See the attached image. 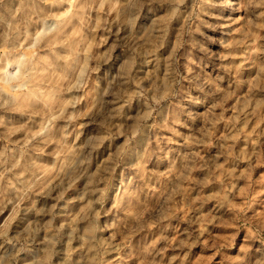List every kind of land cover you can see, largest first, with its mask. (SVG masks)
Wrapping results in <instances>:
<instances>
[{
	"label": "rangeland",
	"instance_id": "obj_1",
	"mask_svg": "<svg viewBox=\"0 0 264 264\" xmlns=\"http://www.w3.org/2000/svg\"><path fill=\"white\" fill-rule=\"evenodd\" d=\"M0 264H264V0H0Z\"/></svg>",
	"mask_w": 264,
	"mask_h": 264
},
{
	"label": "clouds",
	"instance_id": "obj_2",
	"mask_svg": "<svg viewBox=\"0 0 264 264\" xmlns=\"http://www.w3.org/2000/svg\"><path fill=\"white\" fill-rule=\"evenodd\" d=\"M249 4H251L253 2V0H248Z\"/></svg>",
	"mask_w": 264,
	"mask_h": 264
}]
</instances>
